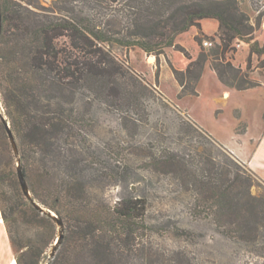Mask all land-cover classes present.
Returning a JSON list of instances; mask_svg holds the SVG:
<instances>
[{
  "label": "trees",
  "instance_id": "1",
  "mask_svg": "<svg viewBox=\"0 0 264 264\" xmlns=\"http://www.w3.org/2000/svg\"><path fill=\"white\" fill-rule=\"evenodd\" d=\"M204 20L218 23V43L200 48L193 59L177 39ZM252 32L237 0H52L49 6L0 0V211L17 264H40L56 240V225L21 192L4 117L32 199L64 223L49 264L164 263L144 240L152 182L146 190L139 186L132 167L139 154L148 175L188 194L190 202L181 203L192 218L210 221L245 248L241 264H264V191L252 192L264 181L189 117L178 121L173 135L161 124L143 143L125 148L91 140L99 108L116 114L129 134L149 124L147 101L156 91L113 54L114 47H135L157 59L169 48L183 53L189 60L184 70L170 65L183 98L197 96L206 63L227 88L259 86L225 58ZM195 42L201 46L202 39ZM163 106L177 109L166 101ZM129 186L138 195L124 193L112 202L104 197L110 187ZM19 222L44 227V234L23 242Z\"/></svg>",
  "mask_w": 264,
  "mask_h": 264
},
{
  "label": "rangeland",
  "instance_id": "2",
  "mask_svg": "<svg viewBox=\"0 0 264 264\" xmlns=\"http://www.w3.org/2000/svg\"><path fill=\"white\" fill-rule=\"evenodd\" d=\"M40 1L43 5L49 6L52 0ZM237 1L241 11L249 18L253 26V32L246 39L235 42L225 54V58L232 65L241 69L243 73H248L249 79L259 84V86L246 91L233 90L229 97L220 99L219 93L215 91L213 82L211 79L208 81V74H206L203 83L207 82V85L206 87L202 85L200 88V96L182 99L177 95V86L172 77L168 76L170 75L168 68H165L166 72H162L159 79L161 63L167 60L169 68L172 65V55L168 53L170 51H179L173 48L166 49L164 54L157 59L155 55H147L135 47L128 49L114 47L112 50L113 54L126 67L140 75L148 85L153 87L156 94L153 99L147 101V111L150 115L149 124L139 127L138 134H129V132L121 130L119 127L120 121L116 114L106 112L102 108L97 109V127L94 136L91 138L93 144L103 147L105 145H115L125 148L130 145L143 143L152 132V128L156 129L161 124H164L170 133L169 135H173L176 133L178 121L180 119L187 120L189 116L214 139L225 145L224 147H230L241 154H246L251 146L250 142L247 143L243 134L246 132L247 127L250 128L249 136L255 133L259 111L264 106V0ZM204 23L208 30L207 35L202 33L200 29L198 35L193 37L194 42L196 37L202 39L201 46L195 42L196 50L193 56H191L189 50L179 43L182 34L177 39V43L193 59L198 56L201 51L200 48L203 51H208L214 47L215 43H218V39L215 37L218 23L215 20H206ZM187 36L188 33L182 38L185 39ZM205 36L213 37L214 40H210ZM205 41L211 42L212 45L204 46L203 43ZM187 44L189 46L193 45L190 40ZM181 54L184 56L183 53ZM207 66L210 67V64L206 63L205 67ZM158 80L159 85L168 98L174 103H178L182 110L179 108L170 110L163 106L165 101L173 106L175 104L158 90ZM185 110H187V113H185ZM4 112V106L0 100V113L4 114ZM4 119L7 121L6 117ZM1 145L2 140L0 138ZM176 147L180 148L179 146ZM140 157L141 155L139 154L132 158V167L139 176L141 189L144 188L148 180L152 182L150 189L148 186L147 190L144 188L149 196V206L145 220L148 228L146 229L144 240L151 249V254L156 257L155 259H158V262H162L165 259L163 264H169L170 262L172 264H231L232 261L241 264V260L247 255L245 248L225 239L216 231L210 221L192 218L187 207L181 203V201L190 202L188 194L183 195V193H180L176 185L169 183L168 179H163L159 175H148L144 170V164ZM130 188V186L127 189L110 187L105 191L104 197L112 202L119 199V196L124 193H135L138 195L139 192L131 191ZM137 188L140 190L138 186ZM263 191V182H259V186L252 190L254 194H260ZM7 193L10 198L13 197L10 188H7ZM16 229L19 238L23 242H29L30 240L35 243L37 234H44V227L33 224L19 222ZM58 230L56 225V238ZM64 235L65 228L63 237ZM54 243L49 248H46L40 264H49L51 262L60 247L59 244L54 256L50 257Z\"/></svg>",
  "mask_w": 264,
  "mask_h": 264
},
{
  "label": "crops",
  "instance_id": "3",
  "mask_svg": "<svg viewBox=\"0 0 264 264\" xmlns=\"http://www.w3.org/2000/svg\"><path fill=\"white\" fill-rule=\"evenodd\" d=\"M205 21L206 20L201 22L200 29H201L202 33L207 35L206 33L208 30H207V27L204 23ZM200 29L193 27L188 32L183 33L181 35L180 40H179V43L182 46H184L187 50H189V52L191 53V56H193L195 54V50H196V46H195V42L193 40V37L198 35V32L200 31ZM187 33H188V36L185 37V39H183L182 36H184ZM189 40L192 41L193 45L189 46L187 44ZM168 54L172 55L171 56L172 66L175 69L182 71L188 65L189 60L187 58H185L181 53L176 52V51H170ZM169 59H170V57H169ZM160 68H161V72L159 75V79H160V76L162 75V72H166L165 68H168L170 70V75H168V76H170V78L172 77L173 81L175 82V84L177 86V92L179 93L180 87L178 86L176 80L174 79L173 73H172L171 69L169 68L167 60H164L161 63ZM206 74H208V81H210V79H211V81L213 82L215 91L217 93H219L220 99H223L225 97H229L231 91H233V90L237 91L233 88H227L223 84H221V82L218 80L216 74L211 70V68L209 66H207L204 68L203 74H202V76H201V78L197 84V93H198L197 96H186L183 98H191V97L197 98L200 96V88L202 87V85L204 87H206V85H207V82L203 83ZM158 90L169 101H171L168 98L165 91L159 85V80H158ZM244 91H246V90H244ZM171 102L174 103L173 101H171ZM174 104L176 105L177 108L180 109L178 103H174ZM180 110H182V109H180ZM185 113H187V110H185ZM189 118L191 119V117H189ZM193 122H195V121H193ZM257 122H258L257 128H256V130H254L255 133L252 136H249L250 135V128H248V127H247L246 132L243 134V136L245 137V140L247 141V143L250 142V146H251V148L249 149V151L246 154L245 153L241 154L239 151H236L235 149L230 148V147L229 148L225 147V148L228 149L240 161H242L244 164H246L259 178L264 180V106L259 111V116H258ZM223 146H225V145H223ZM0 264H16L15 251H14V249L10 243L9 236L7 233V229H6V225H5V223L2 219V216H1V211H0Z\"/></svg>",
  "mask_w": 264,
  "mask_h": 264
},
{
  "label": "water",
  "instance_id": "4",
  "mask_svg": "<svg viewBox=\"0 0 264 264\" xmlns=\"http://www.w3.org/2000/svg\"><path fill=\"white\" fill-rule=\"evenodd\" d=\"M3 123L6 126V131H7V136H8V140L13 152V155L16 159V174H17V179H18V183L21 189L22 194L24 195V197L33 205V207H35L38 211H40L42 214L51 217L52 220L54 221V223L58 226V236L56 238V241L54 243V246L51 250L50 253V257H53L55 254V251L57 250V247L59 246L60 242L63 239V230H64V223L62 221L61 218L57 217L55 214H53L51 211L39 206L31 197V193L29 191V187L26 181V178L24 176V173L22 171V168L20 166V156H19V149H18V145H17V141L16 138L9 126V124L7 123V121L3 118Z\"/></svg>",
  "mask_w": 264,
  "mask_h": 264
},
{
  "label": "built area",
  "instance_id": "5",
  "mask_svg": "<svg viewBox=\"0 0 264 264\" xmlns=\"http://www.w3.org/2000/svg\"><path fill=\"white\" fill-rule=\"evenodd\" d=\"M203 44H204V46H211L212 45V43L208 42V41H205Z\"/></svg>",
  "mask_w": 264,
  "mask_h": 264
}]
</instances>
